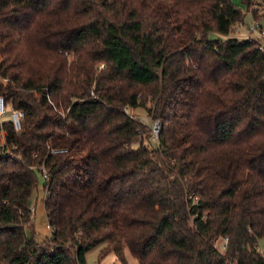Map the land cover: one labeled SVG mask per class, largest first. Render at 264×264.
Here are the masks:
<instances>
[{
	"label": "trees",
	"instance_id": "16d2710c",
	"mask_svg": "<svg viewBox=\"0 0 264 264\" xmlns=\"http://www.w3.org/2000/svg\"><path fill=\"white\" fill-rule=\"evenodd\" d=\"M243 2L261 24L264 0ZM245 15L232 0H0V94L24 111L20 130L0 121V264H87L102 243L123 264L126 249L264 264V51L231 36Z\"/></svg>",
	"mask_w": 264,
	"mask_h": 264
},
{
	"label": "rangeland",
	"instance_id": "374dc122",
	"mask_svg": "<svg viewBox=\"0 0 264 264\" xmlns=\"http://www.w3.org/2000/svg\"><path fill=\"white\" fill-rule=\"evenodd\" d=\"M233 4L237 6L239 9H241L243 12L246 13L245 15V20L241 24H237L235 28L231 32V36L238 37V38H247V36H253L255 37V33L253 35L250 34L251 32V27L253 26L254 23V18L252 17L251 12L247 11V6L243 2V0H232ZM259 13L262 14L264 7H259ZM257 20V19H256ZM259 21V20H258ZM262 21V20H260ZM259 21V22H260ZM262 28L264 30V21L261 22ZM247 35V36H246ZM220 34L217 32H210V38L216 39L220 38ZM11 106L7 105V110L10 112L11 111ZM128 113L134 116H138L144 121L150 123V120L148 118V115L146 113V110L143 107H138V108H129ZM10 113H8L6 116H4V120L10 119ZM5 132L0 133V144H3L5 142ZM149 144L155 145L156 140L153 138V134L151 139L148 142ZM39 178L41 180L40 185L35 189L32 197H31V207L34 212V219H33V224H34V232L32 233L31 230L28 231L29 235H33L34 238L38 241H41L45 239L46 237L50 236V230L48 229V221H47V215L44 207V198L46 196V192L44 189V176L41 172L38 171ZM221 239H218L216 241V245L219 249L220 248V243ZM260 246L264 249V238L260 240ZM106 247V244H99L96 247L92 248L87 252L86 258H87V264H123L121 260L117 257V255L114 252H110L107 255L103 256L100 258L102 250ZM126 258L128 261V264H138L136 259L131 255V253L126 249Z\"/></svg>",
	"mask_w": 264,
	"mask_h": 264
},
{
	"label": "built area",
	"instance_id": "2783aa9c",
	"mask_svg": "<svg viewBox=\"0 0 264 264\" xmlns=\"http://www.w3.org/2000/svg\"><path fill=\"white\" fill-rule=\"evenodd\" d=\"M257 7H258L257 5L252 6V8H257ZM253 21H254V23L250 29L251 30L250 34L253 35V33H255L256 37L262 39V44L260 45V49L264 51V30H263L262 25L260 24V22L258 20L254 19ZM248 37H250V36H248ZM127 112H128V109H127ZM8 113H10V116H11L10 119L12 120L15 129L20 130L22 127V118L24 117V111H22L20 109L12 108L11 111L9 112L7 110V104H6V100H5L4 95L0 94V121H2L4 116H6ZM159 132H160V122L154 121L152 123V134H153V138L155 140H158ZM39 168H40V170H43L44 178H47L48 174H47V171L45 170V168H43L42 166ZM48 229L51 231V227L49 225H48ZM221 240L222 241L219 245H220L221 250H224L228 246L229 239L228 238H222ZM259 249L264 254V249L260 246H259Z\"/></svg>",
	"mask_w": 264,
	"mask_h": 264
},
{
	"label": "crops",
	"instance_id": "0c3cea01",
	"mask_svg": "<svg viewBox=\"0 0 264 264\" xmlns=\"http://www.w3.org/2000/svg\"><path fill=\"white\" fill-rule=\"evenodd\" d=\"M247 36V35H246ZM248 37V36H247ZM45 192H46V190H45ZM259 246H260V242H259ZM261 247V246H260Z\"/></svg>",
	"mask_w": 264,
	"mask_h": 264
}]
</instances>
